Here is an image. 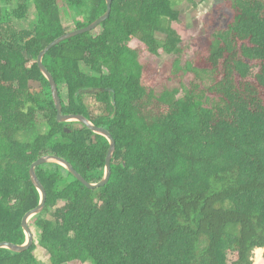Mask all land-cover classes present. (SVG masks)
Listing matches in <instances>:
<instances>
[{"label": "trees", "instance_id": "1", "mask_svg": "<svg viewBox=\"0 0 264 264\" xmlns=\"http://www.w3.org/2000/svg\"><path fill=\"white\" fill-rule=\"evenodd\" d=\"M6 2L0 242L23 244V217L40 202L30 177L37 159L63 157L90 182L104 175L108 140L80 122H58L38 57L69 32L64 19L85 28L108 2L24 0L17 12L33 4L35 19L20 34L5 29ZM181 2L114 0L98 28L46 53L63 114L85 115L113 135L112 175L90 189L58 163L38 166L47 191L33 217L40 242L1 249L0 264H39L37 246L50 264H253L264 248V0L216 4L206 32L191 40L193 56ZM222 17L227 24L210 30Z\"/></svg>", "mask_w": 264, "mask_h": 264}, {"label": "water", "instance_id": "2", "mask_svg": "<svg viewBox=\"0 0 264 264\" xmlns=\"http://www.w3.org/2000/svg\"><path fill=\"white\" fill-rule=\"evenodd\" d=\"M107 2H108V11L101 18H99L98 20H96L91 25H89L85 28L72 30V31H69L66 34L58 37L53 42H51L48 46H46V48H44L41 51V53L38 57L39 68H40L41 72L43 73V75L48 79V81L50 82V85H51L52 96H53V100L55 102V106L57 109V120H58V122L61 124H66L69 122H80V123L84 124L88 129L93 131L94 133L100 134L108 140L109 149H108V153H107V157H106L104 175L100 181L90 182L85 177H83V175H81V173H79L68 160H66L63 157L48 154V155H44L41 158L37 159L31 165L30 177H31L32 182L34 183L35 187L37 188V190L40 194V202L36 208L28 211L23 217L22 228H23V231L26 235V240L23 244H17V243L8 242V241L0 242V250L1 249H8L12 252H19L20 253V252L28 250L34 244L35 237H34L33 231L31 230L29 221L34 216L43 212V210L46 206V201H47V191L44 188L43 184L41 183V181L37 175V172H36V168L38 166L45 164V163H52V162L58 163L62 167H64L67 171L72 173L78 180H80L86 187H88L90 189H96V188H100V187L105 186L111 178V175H112L111 162H112L115 150H116V141H115L113 135L107 129L97 126L95 123H93L85 115H82V114H63L62 100L60 97V93H59L57 83H56L53 75L51 74V72L47 69V67L43 63V59H44V56L46 55V53L50 49H52L54 46H56L57 44L61 43L62 41L66 40V39L74 37L76 35L91 32V31L95 30L96 28H98L106 20H108L112 14L114 0H107ZM65 131L70 132L71 129L66 128Z\"/></svg>", "mask_w": 264, "mask_h": 264}, {"label": "rangeland", "instance_id": "3", "mask_svg": "<svg viewBox=\"0 0 264 264\" xmlns=\"http://www.w3.org/2000/svg\"><path fill=\"white\" fill-rule=\"evenodd\" d=\"M224 0H182L181 6L179 7L181 10V19L183 25L186 26V39L183 43L188 47V55L193 56V48L191 46V40L196 39L198 36L203 35L206 32L205 26V16L208 15L212 9L216 6V4L222 2ZM4 4V2H3ZM8 7L9 13V21L6 22L5 29H12L16 34L24 33L25 31L31 30L32 22L35 19V7L33 4H26V9L21 16V12H17L20 9L21 5H24V0H8L5 3ZM20 13V14H19ZM64 24L69 31L75 29V25L69 19H64ZM227 24V19L222 17L217 20L216 23L211 24L209 27L210 30H214L216 27L225 26ZM176 28V27H175ZM168 36V35H164ZM188 44V45H187ZM161 62H165V60L169 57L167 54L163 53L161 55ZM63 94L66 95V91H63ZM29 224L32 229L35 230V242L38 245L40 242V233L35 228L33 223V218L30 219ZM35 255L39 264H50V258L45 249L37 246L35 250ZM259 259V261H258ZM253 264H264V248L260 250H256L253 256Z\"/></svg>", "mask_w": 264, "mask_h": 264}]
</instances>
